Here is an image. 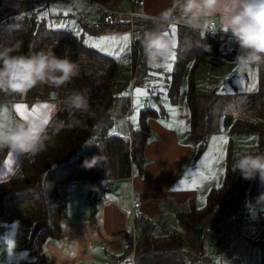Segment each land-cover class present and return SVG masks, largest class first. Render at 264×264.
<instances>
[{
  "label": "trees",
  "instance_id": "trees-1",
  "mask_svg": "<svg viewBox=\"0 0 264 264\" xmlns=\"http://www.w3.org/2000/svg\"><path fill=\"white\" fill-rule=\"evenodd\" d=\"M93 1L103 7L112 6L115 2ZM44 8L45 4L41 0L3 2L0 8V47H11L20 41L19 52L13 54H27L48 50L57 44L63 54L73 61L83 57L85 62H90L93 74L103 69L105 75L99 78L100 83L97 84V78L85 72L64 85L65 93L59 99L57 111L47 127L49 139L45 141L44 150L35 155H24L15 175L0 182V233L7 223H30V236L25 248L32 252L34 264L44 263L43 241L61 234L66 205L64 189L68 185L89 183L94 199H98L108 192L109 182L128 179L133 171L143 173L144 148L152 136L149 120L157 115L154 109L144 107L140 110L137 127L127 125L126 137L111 133L114 123L126 118L130 105L129 95L114 96L111 93L116 72L115 60L88 47L70 32L50 29L44 20L37 18L39 11ZM139 20L149 21L141 17L135 19L136 43L133 42L130 50L132 70L136 49L142 54L138 38L145 29L152 28L144 27V22L139 23ZM176 30L175 62L168 74L167 94L171 103L176 104L184 70L190 63L185 97L189 133L183 138V143L191 147L192 159L195 161L206 150L209 138L215 133L214 113L221 93L216 90L211 92V99L204 104L202 113L195 91L194 74L204 56L219 53L221 39L217 34L193 32L183 25H177ZM187 47L190 51H186ZM143 68L140 70L143 71ZM258 84L256 92L242 96L246 101L245 106L256 114L257 120L225 115L223 122L228 125L230 135H254L259 150L239 151L234 148L232 140H228L221 185L208 191L202 207L198 208L189 202L187 210L170 209L181 233L171 231L158 235L155 223L150 218L136 215L133 219V264H210L211 256L205 253L202 245L197 249L192 248L193 243H202L205 237V233L199 237L196 229L202 227L210 214L235 211L245 204L252 207L257 205L259 177L245 180L239 172H232L231 164L238 152L264 153L261 150L264 143V65L258 69ZM37 87L26 94L27 102L37 100ZM73 91H83L89 97L94 116L69 115L63 109V99ZM4 100L12 103L14 95L4 94ZM237 102L242 103L239 99ZM94 155L102 156L101 163L91 169L85 168L84 160H90ZM250 243L264 255V235L258 239L251 238Z\"/></svg>",
  "mask_w": 264,
  "mask_h": 264
},
{
  "label": "crops",
  "instance_id": "crops-1",
  "mask_svg": "<svg viewBox=\"0 0 264 264\" xmlns=\"http://www.w3.org/2000/svg\"><path fill=\"white\" fill-rule=\"evenodd\" d=\"M89 2L98 5L93 0H89ZM140 2L143 3L142 6L139 5ZM126 3H128L127 12H133L137 17L154 20L162 11L171 7L172 0H115L109 8L120 10ZM98 9H100L99 6ZM128 27L126 25L116 26V29L125 31L131 29L130 42L133 45L135 31L134 28ZM104 31L107 33L114 32L115 26L104 27ZM218 31L217 35L221 39V43H226V45L222 46L221 49L219 48L217 55L204 56L195 70V91L198 99L207 95H202L204 86L207 84L208 86H216L218 84L216 71L214 72L211 68L212 64L217 61L221 54L234 53L238 48L230 34L225 35L219 29ZM190 65L189 63L184 70L177 103H171L167 94L171 105L176 108V125L171 126L166 123L167 126H165L161 123L168 119V113L163 110L156 111L154 109L157 115L149 120L152 136L144 148L145 166L142 174L133 171L128 179L109 182L108 192L98 199H94L89 183H76L68 185L64 189L66 205L61 222V234L57 238H47L43 241V264H133L135 238L133 219L137 209L140 210L139 215L152 220V212H147V209L142 208V206L149 204V206L155 207L153 210L157 209L154 212L159 213L162 212L163 208L171 215H173L171 208L187 210L189 202H193L198 207L193 199L200 185L196 186V183L193 182L194 177H179L180 167L189 158L192 159L191 147L183 143V138L189 133V112L185 97ZM145 69L146 65H144V71H139V67H137L133 79L140 81L144 77ZM251 74L254 75V79L252 77L254 83L249 82L247 73L241 75L234 72L228 77L227 83L232 92L235 93L231 94L232 96L229 98L233 99L234 103L238 99L243 102V95L254 93L256 87L258 89V71L256 70ZM63 87L64 85L59 88L47 85L38 86L37 100L33 103L27 102L26 95H24L19 102H12L8 105L0 94V125L9 123L10 118H22L17 112L20 105L27 106L28 110L31 111L33 107L47 104L48 109L42 110L40 116L43 119L48 118V127L58 108L60 92L58 95L57 89L60 91ZM44 91H47V96L39 97L38 93ZM154 99L158 103V107L161 108L158 96H154ZM240 106L242 107V104ZM237 116L245 118L248 117V114L246 111L245 113L240 111ZM129 117L124 120L126 124V120L129 124ZM123 131L122 136L126 137L128 126L123 127ZM24 155L26 154L10 152L8 149L0 150V182L9 180L15 175ZM211 188L204 191V197ZM162 215L170 219L168 215L164 213ZM152 221L154 222V220ZM158 225L155 223V232L158 235L167 234L171 231L179 232L173 230V226L168 224L161 223L160 226ZM201 228L211 243L213 233L203 223ZM30 230L31 224L27 222H11L3 226L0 233V264H34L32 252L25 248ZM199 245H202L207 255L208 251L219 252L213 246L211 251V245H205L204 240L202 243H193L192 248L197 249ZM127 252L129 253L128 256L126 255Z\"/></svg>",
  "mask_w": 264,
  "mask_h": 264
},
{
  "label": "rangeland",
  "instance_id": "rangeland-1",
  "mask_svg": "<svg viewBox=\"0 0 264 264\" xmlns=\"http://www.w3.org/2000/svg\"><path fill=\"white\" fill-rule=\"evenodd\" d=\"M2 1L4 4H7L10 1L16 0ZM41 1L44 2L45 8L44 10L39 11L37 18L44 20L50 29L70 32L79 37L88 47L98 50L99 52L112 57L115 60L116 72L112 79L111 93L114 96H120L122 94L129 95V104H131V106L129 105V113L126 117L128 118L130 115L129 124L133 128L137 127L140 110L144 107H150L152 109H156V111H165L168 113V119H165L161 123H163L165 126H167L168 123L171 126L176 125V108L171 105L167 96V83L169 78L168 74L172 71L175 59H171L169 62V64H171V71H167L166 68H149L145 64L142 54L136 49V58L133 62L134 70H132L130 63V50L132 47L130 42L131 29L125 31L122 29H116L115 26L114 32L107 33L104 31V27L111 28L112 26H106L103 23V14L102 16L100 15L98 8L94 13L83 14L68 7L70 0ZM127 4L128 3H126V5L120 10L109 8V6H106L105 8L120 12H127ZM135 19L136 17L133 20L134 31V23L136 22ZM138 22H144V27L154 26V20H149L148 22L139 20ZM126 27L129 28L128 26ZM185 32L187 33V31ZM125 36L129 38L126 42V47H124L123 41V37ZM113 38H115V40H113ZM135 39L136 36L133 39L134 42ZM175 41L177 43V30L175 32ZM224 45H226V43H221L220 49ZM49 49L53 50L57 56H63V52L57 44H54ZM186 51H190V48L187 47ZM236 54L237 51L234 53H229L228 55L221 54L217 61L212 64L211 68L214 70V72L216 71V82L218 84H216V86H208V84L204 86L202 95H207L199 97L198 104L201 112L203 113L204 104L211 99V92L216 90L217 92L221 93V96H219L220 98L218 101V108L214 113L215 133L209 138L206 150L200 155V157L195 161L189 158L180 167L181 169L179 171V177H194L193 182L196 183V186L200 185V188L195 192V197L193 199L198 205V208L202 207L205 203V197L203 195L204 191L207 188L209 189L217 185L220 186L222 183L224 156L229 139L232 140L234 148L239 151L259 150L256 145V138L254 135H230L228 134V125H225L223 122L225 115H233L238 117L237 114L240 111H243L244 113L246 111L248 114V117H243V119L257 120L256 114L253 113V111H250L247 106H245L246 101L241 103L243 107L242 108L240 106V102L234 103V100L232 102V99L229 98V96H232L231 94H235L228 85L227 79L235 72V65L232 63V61ZM144 65H146V72H144L145 74L143 75L144 77L140 81H135V79H133L135 69L139 67V71H141L140 69ZM91 67L92 64L90 62H85L82 65L81 73L88 72V70L92 69ZM250 74L251 73H247L249 76V82L251 83L253 82L252 77L254 75ZM138 89L143 93V95L139 97L137 96ZM256 90L257 87L255 88V91ZM57 92L58 95L60 92L59 98H61L65 93L63 88H61L60 91L57 89ZM0 94L1 97L3 96L4 98V94ZM38 94L39 97L44 98L47 96V91ZM154 96H158L161 108L158 107L159 105H157L158 103H156ZM20 98L21 96L14 95V102H19ZM137 101H139V103H137ZM10 104L11 103H8V105ZM124 120L125 119L117 120L111 128V133L116 135L124 134L122 132L123 127L127 126L128 124V120H126L127 124ZM224 141H226V143ZM261 150L264 151V143ZM208 177L210 178L208 179ZM261 194H264V184H262L259 179L258 197ZM142 208L147 209V212H152V220L159 224L158 226H160L161 223L168 224L173 226V230L181 232L177 226L175 217L167 213L165 210H163V208L161 213L154 212L157 209L153 210L155 207H152L151 205L149 206V204L147 206H142ZM139 211V209L135 211L137 216L140 214ZM162 213L168 215L170 219L167 218V216H163ZM203 225L208 226L210 231L213 233V240L211 243L208 241L207 235L205 234V237L203 238L205 245H211L210 249L213 246L214 249L219 251L218 253H212L208 251V255L211 256L210 264H264V255L261 254L255 245L249 243V238L258 239L264 235V207L258 205L252 207L248 204H245L244 207L238 208V210L235 211L225 210L221 213H213L204 220ZM126 255L128 256L129 253L127 252Z\"/></svg>",
  "mask_w": 264,
  "mask_h": 264
},
{
  "label": "clouds",
  "instance_id": "clouds-1",
  "mask_svg": "<svg viewBox=\"0 0 264 264\" xmlns=\"http://www.w3.org/2000/svg\"><path fill=\"white\" fill-rule=\"evenodd\" d=\"M68 7L89 14L94 13L98 5L89 0H70ZM177 25L193 32L215 33L219 29L225 35L230 34L238 46L232 61L234 71L241 75L254 73L264 65V0H172L171 7L154 18V26L145 29L138 38L149 68H165L175 55L176 41L170 30ZM21 43L17 41L11 47H0V93L22 97L37 86L59 88L80 76L85 63L83 57L73 61L67 55L57 56L51 49L13 54L19 52ZM88 74L97 78L99 84L105 72L98 69L93 74L88 70ZM62 103L69 115L94 116L89 97L83 91H73ZM47 124L40 115L10 118L9 123L0 126V150L39 153L49 139ZM102 159L94 155L90 160L85 159L83 166L91 169ZM231 170L239 172L245 180L258 176L264 184V153H236ZM257 205L264 207V194L258 197Z\"/></svg>",
  "mask_w": 264,
  "mask_h": 264
},
{
  "label": "built area",
  "instance_id": "built-area-1",
  "mask_svg": "<svg viewBox=\"0 0 264 264\" xmlns=\"http://www.w3.org/2000/svg\"><path fill=\"white\" fill-rule=\"evenodd\" d=\"M140 6L143 5L142 2L139 3ZM100 7L99 11L102 16L103 14V23L106 26H130L133 28V20L137 15L133 12H123V11H115V10H110L107 9L101 5H98ZM211 35H216L219 33L218 29L215 33L211 31H206Z\"/></svg>",
  "mask_w": 264,
  "mask_h": 264
},
{
  "label": "snow or ice",
  "instance_id": "snow-or-ice-1",
  "mask_svg": "<svg viewBox=\"0 0 264 264\" xmlns=\"http://www.w3.org/2000/svg\"><path fill=\"white\" fill-rule=\"evenodd\" d=\"M175 32H176V29L175 28H173L172 30H171V33H172V36H173V38L175 39ZM128 37H123V41H124V47H126L127 46V41H128ZM113 40H115V38H113ZM175 59V55L172 57V60H174ZM165 68H166V70L167 71H171V64H167L166 66H165ZM251 75V74H250ZM253 79H254V76H253ZM141 95H143V93L138 89L137 90V96L139 97V96H141ZM137 103H139V101H137ZM48 109V105L47 104H45V105H42V106H40V107H33L32 109H31V111H29L28 110V108H27V106H24V105H20L18 108H17V112L22 116V118H27L28 116H31V115H41V112H42V110H47ZM44 122L47 124L48 123V118L47 117H45L44 118ZM0 126H2V125H0ZM225 143H226V141H224Z\"/></svg>",
  "mask_w": 264,
  "mask_h": 264
},
{
  "label": "water",
  "instance_id": "water-1",
  "mask_svg": "<svg viewBox=\"0 0 264 264\" xmlns=\"http://www.w3.org/2000/svg\"><path fill=\"white\" fill-rule=\"evenodd\" d=\"M2 5H3V1L0 0V8L2 7ZM196 233H197V235H198L199 237H201L202 234H203V228H201V227L197 228V229H196Z\"/></svg>",
  "mask_w": 264,
  "mask_h": 264
}]
</instances>
